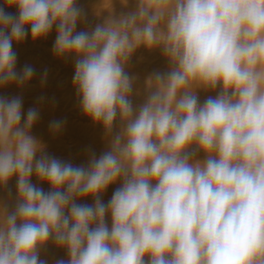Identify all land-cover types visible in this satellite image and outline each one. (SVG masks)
<instances>
[{
  "label": "clouds",
  "instance_id": "1",
  "mask_svg": "<svg viewBox=\"0 0 264 264\" xmlns=\"http://www.w3.org/2000/svg\"><path fill=\"white\" fill-rule=\"evenodd\" d=\"M4 2L18 15L0 7V87L34 75L17 73L13 44L55 27L56 54L76 56L82 112L109 136L119 117L120 131L87 167L35 159L38 110L21 126V98L0 97V186L15 176L18 194L11 214L0 208V264H48L50 240L68 254L55 264H264V0H139L91 33L76 32L75 0ZM141 44L171 68L135 111L124 65ZM198 89L219 91L201 104Z\"/></svg>",
  "mask_w": 264,
  "mask_h": 264
},
{
  "label": "rangeland",
  "instance_id": "2",
  "mask_svg": "<svg viewBox=\"0 0 264 264\" xmlns=\"http://www.w3.org/2000/svg\"><path fill=\"white\" fill-rule=\"evenodd\" d=\"M75 6L81 12L76 32L91 33L97 25H104L110 19L120 20L134 13L139 6V0H75ZM0 7H3L8 14L14 17L18 15V9L7 7L4 0H0ZM56 35V29L53 28L46 37L33 40L30 30H28V35L23 42L13 44V50L17 56L15 65L17 73L22 72L23 68L28 65L34 69V75L23 87H18L16 84L0 87V97L21 98V126H23L27 111L30 108L38 110V119L30 129V134L42 146V151L38 152L40 156L38 159L47 155L61 161L65 160L64 162L71 163L73 166L87 167L88 161L93 155L98 158L102 153L110 150V147H107L101 139V133L105 131L103 125L94 123L81 110L80 98L73 84L76 56H58L56 54L54 51ZM48 37L49 39H47ZM128 59L125 63V68L127 67L128 70L126 68L125 71H128L126 74L132 80L130 100L133 109L138 111L149 95L150 90L146 91V88H149V80H154L155 75L158 73L166 75L171 68V64L163 54L162 47L148 48L143 44L138 46ZM36 73H40V75ZM53 75H56L54 85L51 84L52 87H49ZM46 78L47 80L51 78L49 86H46ZM218 91L219 89L216 91L198 89L199 102L202 104L209 96L214 97ZM54 102L58 103L61 114H58L54 108L56 105ZM53 104L55 105L53 106ZM40 120L46 126L41 134L34 131V127L38 125ZM53 121L61 122L59 131H53L51 128ZM114 127L120 128L119 117L114 122ZM85 135H89L91 141ZM197 158L202 159L203 153H200ZM120 183L121 181L118 180L116 183L109 185L100 196L105 195L106 198L111 199L115 192L113 189L116 190ZM91 199L93 198L89 196L77 200V203L86 204ZM107 221L110 225V217H107ZM59 259L67 260L68 254L65 253ZM55 261L57 260L53 259L51 263L55 264Z\"/></svg>",
  "mask_w": 264,
  "mask_h": 264
},
{
  "label": "bare ground",
  "instance_id": "3",
  "mask_svg": "<svg viewBox=\"0 0 264 264\" xmlns=\"http://www.w3.org/2000/svg\"><path fill=\"white\" fill-rule=\"evenodd\" d=\"M12 11V10H11ZM11 11H9V12H11ZM13 12V11H12ZM113 20V19H112ZM114 20H116V19H114ZM55 28V27H54ZM44 38V37H43ZM51 38V37H50ZM47 39H49V37L47 38ZM47 41V40H46ZM45 57V56H44ZM131 59V58H130ZM129 60V59H128ZM127 68V67H126ZM125 68V65H124V70L126 69ZM135 68V67H134ZM138 69V68H137ZM127 70H128V68H127ZM133 70V69H132ZM131 70V71H132ZM140 70V69H139ZM50 71V70H49ZM130 71V70H129ZM38 72V71H37ZM125 72H128V71H125ZM52 73V72H51ZM36 74H38V73H36ZM130 74V73H129ZM38 75H40V73L38 74ZM48 75V74H47ZM51 75V74H50ZM49 75V76H50ZM42 76V75H41ZM44 76H45V74H44ZM56 76V75H55ZM55 76L53 75V79H51V81H50V79H48L47 80V78H46V80H47V85L46 86H49V83H50V85L51 84H53L54 85V79H55ZM35 77V76H34ZM37 77V76H36ZM35 79V78H34ZM37 79H38V77H37ZM36 79V80H37ZM53 80V81H52ZM50 81V82H49ZM57 81V80H56ZM45 84V83H44ZM45 86V85H44ZM49 87H52V85L51 86H49ZM48 87V88H49ZM148 90H150L149 88H146V91H148ZM146 93H148V92H146ZM55 97V96H54ZM54 101H55V98H54ZM59 102V101H58ZM55 103V102H54ZM60 103H62L61 101H60ZM56 104V105H55ZM55 104H53V106H54V108L56 109V111H57V113L58 114H61V111H60V109H58V106L59 105H57L58 103H55ZM64 104V103H63ZM62 104V105H63ZM61 105V106H62ZM60 106V107H61ZM63 110V109H62ZM52 112L50 111V114H51ZM83 118V117H82ZM84 118H85V116H84ZM88 118V117H87ZM118 123H119V121H118ZM46 129V126H45V124H44V122L42 121V120H40L39 122H38V125L37 126H35L34 127V131L36 132V133H39V134H41V132H44L43 130H45ZM120 131V128H113L112 129V133H111V136H109L107 133H106V131H103L102 133H101V139L105 142V144L107 145V147H110L109 146V140L112 138V137H114L118 132ZM92 134V133H91ZM85 136H87V135H85ZM89 136V135H88ZM87 136V137H88ZM86 137V138H87ZM89 139H90V141H91V138L90 137H88ZM87 138V139H88ZM88 139V140H89ZM93 140V139H92ZM38 157H40L39 156V153H37V155H36V157H35V159H38ZM65 161V160H64ZM30 182L33 184V185H35V186H37V187H39V188H41L45 193H47V192H49V191H51V187H50V185L47 183V182H42V181H40L39 179H38V177L35 175V174H33L32 175V177H31V180H30ZM119 187H120V185H119ZM114 188V187H113ZM112 189V188H111ZM114 191H115V188L113 189ZM111 193V192H110ZM109 193V194H110ZM17 178L15 177V176H13L9 181H8V183H7V185H5V186H0V208H4L5 210H6V212L7 213H9V214H11L14 210H15V207H16V204H17ZM100 199H101V201L104 203V204H106L107 205V203L110 201V199L109 198H106L105 197V195H102V196H100ZM94 203V201H93V199H91V200H89L88 202H86V204L87 205H92ZM0 219H2V216H0ZM106 222L108 223V221H107V218H106ZM109 224V223H108ZM110 226V225H109ZM65 253H67V250L65 249V248H61V247H58V246H56L55 245V243L54 242H52L51 240L47 243V245L41 250V252H40V258L41 259H44V260H46L47 262H48V264H52L51 263V260H53V259H56V260H58L60 257H62Z\"/></svg>",
  "mask_w": 264,
  "mask_h": 264
}]
</instances>
